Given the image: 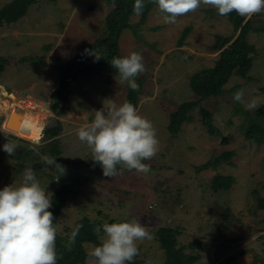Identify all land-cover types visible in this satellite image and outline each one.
Returning <instances> with one entry per match:
<instances>
[{
    "label": "rangeland",
    "instance_id": "obj_1",
    "mask_svg": "<svg viewBox=\"0 0 264 264\" xmlns=\"http://www.w3.org/2000/svg\"><path fill=\"white\" fill-rule=\"evenodd\" d=\"M10 2L0 0V9ZM112 8L106 0H37L16 23H0V58L4 60L0 101L8 106L11 102L5 100L10 96L12 103H23L25 99L42 104L49 101L51 107L49 96L59 82L56 64L70 61L77 51L102 38L103 20ZM164 15L157 5L151 9L145 24L136 28L142 42L130 30H124L118 40L120 54L141 52L147 69L136 78L143 83L136 109L153 123L160 142L156 156L144 161L151 166L148 174L122 168L117 169V176L104 177L101 166L92 160L89 147L77 137L78 129L90 124L95 111L107 106V100L122 104L128 84L120 83L119 75H79L68 88L62 113L55 115L50 110L51 116L44 121L43 130L56 122L61 126L57 140L65 174L74 168L99 175L94 183L74 186L72 192L78 194L69 195L56 219L58 235L66 237L82 219L97 227L136 219L152 232L164 226L176 228L180 232L177 246L183 247L186 254L198 256L194 264H253L255 259L264 264V209H254L252 195L255 191L264 198V145L246 140L240 128L246 119L255 117L259 106H264V33L248 34L256 56L246 78L231 76L222 96L201 103L213 113V126L226 142L207 134L197 108L191 113L194 120L183 123L172 134L168 129L169 115L185 102L198 101L189 86L190 76L214 66L220 53L214 49L215 38L230 36L231 24L215 8L204 5L178 17L175 24H165ZM244 17L254 27L264 25V12ZM138 20L139 16L133 14L128 22L135 25ZM187 27L190 33L179 45ZM21 58L41 59L45 64L31 66L28 61L20 62ZM241 89L246 101L256 100L255 109L247 110L234 101V93ZM0 119L3 121L4 117ZM9 120L10 129L13 125L21 128L24 121L32 130L36 126L35 119L22 111L14 110ZM23 131L12 132L13 137L28 139L30 136ZM33 134L39 139V132ZM8 140L0 139V190L12 184L19 186L24 170L32 168L41 187L51 196L61 184L59 177L45 166L34 168V160L22 162L26 166L20 168V158L14 156L23 144L9 155L3 150ZM29 140L37 146L46 142ZM228 151H234L229 162L222 161L214 167L210 163L203 169L207 162ZM40 161L43 159L37 163ZM217 175L233 178L228 191L212 189ZM137 245L139 255L133 264H163L165 255L154 237L138 241ZM94 247L83 244L86 254ZM85 264H91L90 258Z\"/></svg>",
    "mask_w": 264,
    "mask_h": 264
},
{
    "label": "trees",
    "instance_id": "obj_2",
    "mask_svg": "<svg viewBox=\"0 0 264 264\" xmlns=\"http://www.w3.org/2000/svg\"><path fill=\"white\" fill-rule=\"evenodd\" d=\"M37 0H11V2L0 9V23L7 24L16 23L22 18L29 6L36 3ZM109 4L115 5L112 10L106 15L103 20V37L96 39L91 45L76 52L70 61H64L56 64L55 69L59 74L58 86L52 91L49 98L52 103L51 111L55 115H60L67 102L68 88L75 82L79 75L89 74H107L108 77L119 75L115 68H112L111 61L113 57H124L120 54L118 40L124 30H130L134 38L142 42V36L137 32L136 28L145 24L147 16L151 9L156 6L155 3H149L145 0V7L139 20L135 25L129 24V18L135 14L133 12L134 0H106ZM231 24L230 36H217L215 38L214 49L219 50L217 61L212 68H203L193 73L189 79V86L192 92L197 96L198 101L185 102L181 104L177 110L169 115V131L174 134L180 129L183 123H191L194 120L192 112L197 108V115L199 116L200 123L206 129L209 136L220 137L223 142H226L219 129L213 126L212 116L213 113L206 110L201 106L204 100L211 97L216 98L224 94V86L227 84L231 76H237L245 79L247 74L253 67L256 52L253 45L248 43L247 37L250 32L261 34L264 33V25L253 26L250 20H246L244 16L232 12L227 16H223ZM158 28H153L156 30ZM190 28L187 27L183 30L180 36L179 45L189 35ZM87 50V51H86ZM96 53L101 58L95 59V56L90 53ZM0 58V75L3 72L2 62ZM28 61L31 66L45 64L41 59H27L21 58L20 62ZM139 85L138 91H133L129 86L126 88V97L123 102L127 101L137 107L138 97L142 92V80L136 79ZM122 102V103H123ZM245 114V113H243ZM254 118L246 119L240 125L243 137L250 140L257 146L264 145V106H259L254 112ZM11 128H16L15 126ZM61 131L59 123L53 127L44 129L43 139L46 141L43 145L37 146L21 139L14 138L12 135L0 133V139H9L14 141L19 146L16 148L17 152L14 157H19L18 166L24 168L22 162L34 160L33 167H47L59 177L60 185L53 191L50 198L52 199V207L49 209L55 217L53 223L57 224V216L60 210L65 206L69 195H77L72 192V189L77 184L81 183H94L98 181L99 175H91V172L81 173L73 169L66 170V174L59 172L55 166L48 165L40 158L49 156L56 159V162L63 166L59 160L61 149L57 137ZM40 132V128L36 127L35 133ZM40 135V134H37ZM34 139H37L34 137ZM234 156V151L224 152L219 158L213 159V162H207L203 169L208 167L210 163L212 166L219 165L222 161L226 163ZM29 158V159H28ZM81 165H86L81 163ZM123 167L117 166V169ZM66 182L67 184H63ZM234 180L232 177L215 176L213 178L212 189L214 191H228ZM253 199L255 201L254 209H264V198L260 197L257 192H253ZM112 223V222H109ZM97 227L96 223H90L86 219L79 221L76 226L69 231L66 237H56V251L58 255L57 264H85L89 258L88 254L84 251L83 244H93L95 247L99 246L100 241L94 229ZM76 233L73 239V233ZM154 240L159 244V247L164 252L165 260L163 264H194L198 260L197 255L186 254L183 247L177 246V237L180 232L173 227L164 226L158 228L155 232L149 231ZM103 235L101 226V236ZM193 249L194 247L190 245ZM134 258V262L136 258ZM133 262V263H134ZM263 260L255 259L253 264H263Z\"/></svg>",
    "mask_w": 264,
    "mask_h": 264
},
{
    "label": "clouds",
    "instance_id": "obj_3",
    "mask_svg": "<svg viewBox=\"0 0 264 264\" xmlns=\"http://www.w3.org/2000/svg\"><path fill=\"white\" fill-rule=\"evenodd\" d=\"M147 2L155 3L159 11L165 14V24H175L178 17L195 12L201 5L215 8L221 16L236 12L240 16L251 17L264 12V0ZM144 7L145 0H134L133 12L137 16L142 14ZM90 54L96 59L101 58L94 52ZM111 66L117 70L120 83L127 82L133 91L139 90L136 78L147 70L141 52L133 51L124 57H113ZM233 99L243 104L247 110L257 107L255 99L245 100L242 89L234 93ZM2 110L4 109H0ZM12 111L5 113L3 121L0 119V128L4 134L15 137L12 130L7 128ZM43 131L42 138L38 140L43 139ZM77 137L89 147L92 160L101 166L103 176L107 178L119 174L117 166L148 174L151 166L144 161H151L156 156L160 144L153 123L140 115L132 103L125 101L117 105L111 99L107 100V106L95 111L90 124L78 129ZM24 140L35 143L29 139ZM17 147L14 141H7L3 150L12 155ZM42 159L44 163L55 166L59 172L65 171L56 159L49 156ZM45 189L41 187L34 169L27 168L19 186L12 184L0 190V264H57L58 227L53 223L55 217L49 211L52 199ZM94 231L101 242L88 253L91 264H133L134 258L139 255L137 242L153 239L148 228L136 219L104 223L103 236L100 226ZM75 235L74 232L73 239Z\"/></svg>",
    "mask_w": 264,
    "mask_h": 264
},
{
    "label": "built area",
    "instance_id": "obj_4",
    "mask_svg": "<svg viewBox=\"0 0 264 264\" xmlns=\"http://www.w3.org/2000/svg\"><path fill=\"white\" fill-rule=\"evenodd\" d=\"M0 98H2V97L0 96ZM6 98H8V99L5 100V101L11 102V103H9L8 106H7L1 100L0 102H3V104L0 105V109H4L3 111L11 112L14 109L16 110L17 107H18V108H20V111H22L25 115L32 116L33 118H35V122L37 124V127L40 128L39 134H40V137H41V135H42L41 132H42V130L44 128V121L47 120V118L51 116V113H50L51 107L49 106V101L47 102V104H48V107H47V106H45L46 103L42 104V103H40L38 101H36V102H33L31 100L25 101L26 100L25 99L23 103L20 102L22 104V105H20V103H18V102H17L18 104L15 103V102L12 103V100L10 99V96H8ZM36 140H38V139H36Z\"/></svg>",
    "mask_w": 264,
    "mask_h": 264
},
{
    "label": "bare ground",
    "instance_id": "obj_5",
    "mask_svg": "<svg viewBox=\"0 0 264 264\" xmlns=\"http://www.w3.org/2000/svg\"><path fill=\"white\" fill-rule=\"evenodd\" d=\"M16 111H20V110H17V109H16ZM34 119H35V118H34ZM36 127H37V124H36L35 128L32 130V129H31L32 126H31L29 123H27L26 121H24L23 124H22V127H21V128L17 127V129H16V133L19 134V132H20L21 129H22V130H24L23 132L28 133V135L30 136V137H27L28 139H34V137H33V135H34L33 132H35Z\"/></svg>",
    "mask_w": 264,
    "mask_h": 264
},
{
    "label": "crops",
    "instance_id": "obj_6",
    "mask_svg": "<svg viewBox=\"0 0 264 264\" xmlns=\"http://www.w3.org/2000/svg\"><path fill=\"white\" fill-rule=\"evenodd\" d=\"M5 113H6V112L1 111V112H0V115H1V116H0V117H4ZM13 126H14V125H13ZM13 126H11V127H13ZM15 127H16V128H12V132L15 133V134H17V133H16L17 126H15ZM20 127H22V126L20 125ZM39 137H40V135H39Z\"/></svg>",
    "mask_w": 264,
    "mask_h": 264
},
{
    "label": "water",
    "instance_id": "obj_7",
    "mask_svg": "<svg viewBox=\"0 0 264 264\" xmlns=\"http://www.w3.org/2000/svg\"><path fill=\"white\" fill-rule=\"evenodd\" d=\"M14 112V110L12 111V113ZM10 121V120H9ZM9 121H8V124H7V128H8V125H9ZM11 126V125H10ZM9 130H12V129H10V128H8Z\"/></svg>",
    "mask_w": 264,
    "mask_h": 264
}]
</instances>
